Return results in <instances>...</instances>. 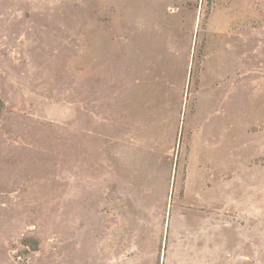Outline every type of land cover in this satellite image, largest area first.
I'll return each mask as SVG.
<instances>
[{"label": "rangeland", "instance_id": "rangeland-1", "mask_svg": "<svg viewBox=\"0 0 264 264\" xmlns=\"http://www.w3.org/2000/svg\"><path fill=\"white\" fill-rule=\"evenodd\" d=\"M202 121L240 171L222 223ZM0 264H264V0H0Z\"/></svg>", "mask_w": 264, "mask_h": 264}, {"label": "crops", "instance_id": "crops-1", "mask_svg": "<svg viewBox=\"0 0 264 264\" xmlns=\"http://www.w3.org/2000/svg\"><path fill=\"white\" fill-rule=\"evenodd\" d=\"M250 20V23H253L254 17L253 15L250 17H247L245 21L248 23ZM220 50V49H217ZM225 50H230L225 48ZM233 50V49H232ZM248 54V53H247ZM244 57V56H242ZM208 62V61H207ZM230 63V62H227ZM231 64V63H230ZM248 70V69H247ZM238 70H236L237 72ZM207 75V74H206ZM238 78L237 76H231L230 74L227 75L223 80H214V82L210 83V81L207 80L206 76V93L205 97L208 96L207 91H211V89H215V91H212L210 94V97L206 98L208 107L211 104V102L216 101L218 91L223 90L224 92H227L228 89L231 90V92L234 90L233 88L237 87ZM236 96H237V90H235ZM216 94V95H215ZM211 99V101H210ZM215 99V100H214ZM217 115V114H216ZM208 117V116H207ZM206 119V117H205ZM213 116H210V121H212ZM209 121V120H208ZM202 121L200 123L199 127V138L198 143L195 146V149L193 148L192 153L196 156H198V146H199V155L200 158L198 160L192 161L190 160V164L188 167V176L186 179H190V183L193 187L190 188L191 192L197 193L201 206L204 208L203 210H198L197 215H199V218H201L202 215L206 216H212L217 215L220 216V222L222 223V216L223 214H226L222 207L223 202V185L229 184L230 188H232L233 183H238V179H240L239 173L240 171L236 169V171H233V168H225L224 172V166L232 163L234 161L233 153H230V157L224 159H218V157H214L209 155L206 150L209 149H218L219 146L217 142L215 141V144H211V140H217V137H222L225 133V131L228 133L229 124L227 123L228 127L223 129V132L218 134L217 126H212L210 123ZM204 125V126H203ZM234 125L233 128L234 129ZM236 127L238 128V125L236 124ZM204 131V132H203ZM214 136L215 139H214ZM237 139V145H238V133L236 135ZM194 144V143H193ZM203 148V149H202ZM222 148V145L220 146ZM197 149V150H196ZM206 149V150H205ZM191 154L194 157V155ZM237 161V159H236ZM248 179V176H246ZM245 179V178H244ZM228 186V185H227ZM226 187V185H224ZM230 190V189H229ZM228 190V192H229ZM226 192V188H225ZM227 192V193H228ZM231 195V192H229ZM229 194H226V198ZM230 211V210H228ZM225 212V213H224ZM200 220V219H199ZM204 221V219H202ZM206 227V233L200 235V241L206 248H210V251L213 249V246L216 244L215 242L219 240L220 242L224 241V235L222 233L223 224L216 225L217 228L212 227L211 224L207 223V221H204ZM210 226V227H209ZM214 229V232H213ZM209 232V234H208ZM229 237L226 236V239ZM213 245V246H212Z\"/></svg>", "mask_w": 264, "mask_h": 264}]
</instances>
